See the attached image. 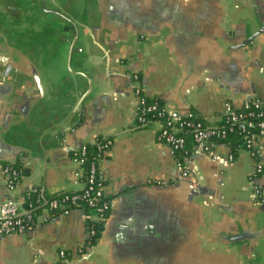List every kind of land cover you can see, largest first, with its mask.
<instances>
[{
  "label": "crops",
  "instance_id": "0c3cea01",
  "mask_svg": "<svg viewBox=\"0 0 264 264\" xmlns=\"http://www.w3.org/2000/svg\"><path fill=\"white\" fill-rule=\"evenodd\" d=\"M262 27L264 0H0V202L23 210L32 188L41 199L36 228L0 235V264H55L59 249L67 264H264L256 159L238 148L224 163L227 143L209 155L189 138L183 175L159 123H135L133 93L138 81L220 125L226 101L264 99V32L245 44ZM99 138L112 140L100 164L111 207L93 246L92 211L47 201L82 188L71 153ZM256 147L264 167V138ZM7 162L25 169L12 189Z\"/></svg>",
  "mask_w": 264,
  "mask_h": 264
},
{
  "label": "built area",
  "instance_id": "2783aa9c",
  "mask_svg": "<svg viewBox=\"0 0 264 264\" xmlns=\"http://www.w3.org/2000/svg\"><path fill=\"white\" fill-rule=\"evenodd\" d=\"M133 93L137 98L135 108L134 121L139 126H144L150 122L159 123L157 139L167 145L170 152L176 159L177 167L182 170V174L186 175L183 170L181 161L176 155H186V137L184 133H189L194 148L197 151L211 154L216 143L222 139H226L229 134L237 133L243 142L245 148L250 155L256 159L254 165L253 177H257L263 172V165L257 160L258 150L256 147L257 140L264 138V99L257 95L245 98L240 106H236L232 101L228 100L224 103L221 112L220 125H210L197 113L188 112L181 114L176 109L166 107L158 101H149L144 92L143 86L136 81ZM112 146L111 139H102L97 143L96 152L92 155V160L87 159L86 144L74 149L71 153L73 161L77 164V175L82 180V188L73 192H62L51 196L47 201V208L52 213H66L71 207H81L92 211V217L88 223V241L97 233V224H103L111 207L109 197L106 196L104 176L100 169V164ZM219 159L226 163L235 160L233 153L227 154ZM89 161V165L85 166V162ZM5 173V186L8 189L15 187L22 174L21 169L7 162L3 166ZM147 183L161 184L159 180L148 179ZM255 195L261 192L258 185H254ZM38 193L37 188H32L26 192ZM36 203L41 201L39 193L35 199ZM32 205L24 206L11 197H6L0 202V235H10L25 231L26 229H34L38 226L32 212ZM22 210V212H21ZM81 250V249H80ZM57 262L55 264H67L68 258L64 249L57 252Z\"/></svg>",
  "mask_w": 264,
  "mask_h": 264
},
{
  "label": "trees",
  "instance_id": "16d2710c",
  "mask_svg": "<svg viewBox=\"0 0 264 264\" xmlns=\"http://www.w3.org/2000/svg\"><path fill=\"white\" fill-rule=\"evenodd\" d=\"M139 79H140V77H139ZM145 96H146V98L149 101L156 100L160 104H162V101L159 98H157V97H149L147 94H145ZM189 112L196 113L194 111H189ZM196 115H198V117H201L198 113ZM184 136L186 137V141L187 142H188L189 138H191L190 137L191 135L189 133H184ZM102 139H104V138H99L96 141V143H94V144H86L87 152H88L87 153V159L88 160H90V161L92 160V155H94L95 152H96L97 143L100 142V141H102ZM218 143H227L230 146V148L232 150V153H235V151L238 148H245V143L243 142V140L241 139V137L237 133H231V134H229L226 139H222V140L218 141ZM186 148H187V152H186V155H184V156H187L190 153V150H189L190 147L187 144H186ZM176 156H177V158H178L179 161H181V162L183 161L184 156H182V155H176ZM88 163H89V161L88 162L86 161L85 162V166H88L89 165ZM13 166L16 167V168H18V169H21V167L19 165H15L14 164ZM263 170H264V167H263ZM21 172L24 173L25 172V169H22ZM258 176L255 179H258ZM37 196H38V193L30 192L28 194H25V197H24V206L25 207H29V205L31 204L32 207H33L32 208V212H31L32 215H35L36 213L39 212L38 209H34L35 208V205L37 204L36 201H35V199L37 198ZM86 210H88V209H86ZM102 225L103 224H97V226H96L97 233H96V235L94 237L91 238L90 245H93L94 246L97 243L98 236L100 234Z\"/></svg>",
  "mask_w": 264,
  "mask_h": 264
},
{
  "label": "water",
  "instance_id": "95a60500",
  "mask_svg": "<svg viewBox=\"0 0 264 264\" xmlns=\"http://www.w3.org/2000/svg\"><path fill=\"white\" fill-rule=\"evenodd\" d=\"M264 32V28L262 27V29L260 31H256L255 33H253L248 39H246L245 44L249 42V40H251L252 38H254L255 36H257L260 33ZM3 85H0V89L2 88ZM2 158V156H1ZM152 223L155 224V220H152ZM21 233H25V231H21Z\"/></svg>",
  "mask_w": 264,
  "mask_h": 264
}]
</instances>
